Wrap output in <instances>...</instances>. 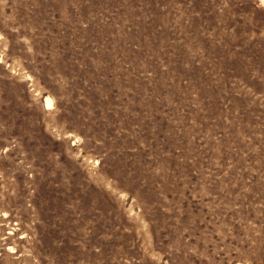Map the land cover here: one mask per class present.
<instances>
[{"label": "rangeland", "instance_id": "rangeland-1", "mask_svg": "<svg viewBox=\"0 0 264 264\" xmlns=\"http://www.w3.org/2000/svg\"><path fill=\"white\" fill-rule=\"evenodd\" d=\"M0 264H264V0H0Z\"/></svg>", "mask_w": 264, "mask_h": 264}]
</instances>
